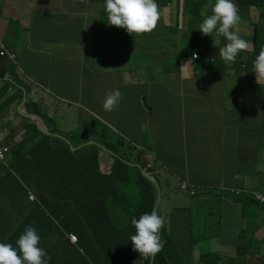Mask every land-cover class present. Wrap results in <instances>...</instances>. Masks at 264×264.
Masks as SVG:
<instances>
[{
  "label": "crops",
  "instance_id": "crops-1",
  "mask_svg": "<svg viewBox=\"0 0 264 264\" xmlns=\"http://www.w3.org/2000/svg\"><path fill=\"white\" fill-rule=\"evenodd\" d=\"M55 1L59 22L64 23L57 30L50 26L54 11L30 5L29 0H0V38L15 55L12 59L0 54V102H11L14 115L24 112L25 101L32 113L45 115L50 106L57 116L54 111L62 109L57 117L73 115L69 120L89 131L98 128V135L114 130L107 139L111 144L124 138L129 128L150 158L146 164L154 167L160 162V169L152 172L162 179L164 196L177 192V177L184 178L197 196L165 197L167 202L176 199L163 212L167 228L172 220L183 230L180 250L165 247L167 264L177 256L187 264H264V205L250 198L255 192L264 196V80L257 82L253 66L264 48V31L260 32V24L257 35H251L250 25L256 15L264 20V0H236L239 35L246 38L249 49L239 53L230 67L219 52L225 38L200 31L211 14L206 8L211 0H156L161 19L150 35L131 36L107 19L111 33L103 55L95 38L85 45L82 40L88 29L96 33L98 28L90 12L107 17L106 3ZM82 52L93 59L85 58L87 62L76 66ZM48 66L53 72L41 78V68ZM116 89L122 98L113 111H105V97ZM50 98L57 103L51 104ZM75 107L81 114L74 113ZM150 115L155 117L143 128ZM163 121L164 127L156 124ZM7 135L6 129L0 131L1 146L11 144ZM151 135L178 144L174 162L167 150L164 158L155 155V146L147 139ZM2 189L0 226L10 219L3 214L6 209L14 217L15 232L22 214L7 208L11 205L6 192L2 198ZM211 229L219 232L212 234ZM227 230L231 236L223 238ZM8 231L0 227V241L8 238Z\"/></svg>",
  "mask_w": 264,
  "mask_h": 264
},
{
  "label": "trees",
  "instance_id": "trees-1",
  "mask_svg": "<svg viewBox=\"0 0 264 264\" xmlns=\"http://www.w3.org/2000/svg\"><path fill=\"white\" fill-rule=\"evenodd\" d=\"M92 2L105 4L106 0H92ZM120 35L122 36L121 33ZM253 76L254 73L249 75L251 78ZM31 111L34 112V109ZM59 112L63 114L62 109ZM36 113L42 115L40 111ZM74 113L81 114L80 108L75 107ZM31 125L36 127V134H33ZM37 125L39 124L32 121L29 125H24L19 131L20 134L24 130L26 132L22 142L15 143L18 145L13 148L10 144L5 145L11 148L8 153L10 154V170L22 174L27 183H30L37 199L35 201L29 199L24 203L22 197L19 199L17 194L13 193L16 203L7 208L18 215L22 214L21 224L14 232L11 220L14 217H11L5 209L3 214L10 219L0 227L2 231L5 227L9 228L8 238L0 243H10L18 250L17 240L26 226L32 225L40 236L39 247L44 249L47 257H50L48 264H90L91 258L88 254L95 249V244L114 251L129 246L128 252L133 261L144 260V264H150L151 258L144 259L133 250L130 238L135 234V227L131 221L133 218L139 219L145 213L150 214L156 208L157 198L162 189H157L139 172L145 184V201L130 213L129 218L128 212L124 213V223L117 219L111 220L112 216L109 215L111 205L115 206V203L119 208L122 204L126 206L129 195L124 189L132 183L134 178L130 172L134 169L129 172V166L124 161L116 159L112 170L109 171L103 165L102 150L98 146L89 145L92 139L89 136L94 133L93 128L89 131V128L76 123L73 131L63 130L65 136L54 137L46 135ZM83 130L86 132L84 133ZM78 131H82L85 135L81 136ZM70 141L73 143L74 150L68 143ZM105 144L115 154H119L111 147L112 145ZM159 163V161L155 162V167L151 171L160 169ZM1 166L5 165L1 164ZM33 180L36 184L32 183ZM2 187L7 190L3 181ZM23 190L24 187L20 181L15 180L12 191ZM25 194L29 197L28 191L25 190ZM21 204L23 206H20ZM167 206L165 202V209L161 216ZM160 207L157 210L158 214ZM167 217L171 218L170 215ZM166 229L165 222L161 231L163 248L170 242ZM11 235L12 239L9 238ZM71 236L78 239L76 245L70 241ZM161 263L162 258L158 254L154 264Z\"/></svg>",
  "mask_w": 264,
  "mask_h": 264
},
{
  "label": "clouds",
  "instance_id": "clouds-1",
  "mask_svg": "<svg viewBox=\"0 0 264 264\" xmlns=\"http://www.w3.org/2000/svg\"><path fill=\"white\" fill-rule=\"evenodd\" d=\"M206 8H211V14L203 20L200 25V31L205 36H212L213 33H215L216 36L225 38L227 43L224 47L219 49V52L222 60L230 67L231 64L235 62L239 53L249 49L246 38L243 39L239 35L241 17L238 7L233 0H215L214 6L209 4ZM106 12L109 25L125 29L131 36L150 35L158 27V23L161 19V12L156 0H106ZM254 18L256 19L250 23L252 26L251 35L255 32L257 35L258 27L261 24V15L260 17L256 15ZM1 42L8 52L6 56L9 55L12 59H15L13 58V56H15L14 54H9L2 39ZM218 42L219 41H214V43ZM195 59L201 60L199 56H196ZM254 69L256 80L260 83L264 80V48L260 50L254 61ZM121 98L122 93L118 89L109 92L103 104L104 110L108 112L113 111L118 106ZM23 110L26 112L25 109ZM32 114L35 115L36 113ZM125 138L126 137L120 139L123 140ZM120 139L118 142H113L112 144L107 141L109 143L108 145L116 147ZM92 140H94L93 137L89 145L98 146L102 150V159H104L103 165L106 166L109 171L112 170L116 159H118L121 162L124 161L129 167H140L144 176L151 175L154 182L158 185L155 178V176L158 175L153 174L151 171V169L154 168L152 164H146L147 167L144 168L140 165V162L131 163L128 158L121 157L119 154L117 155L111 151L105 143L101 144L98 141V145H96ZM150 165L152 166L151 168ZM177 180L181 183V188H179V190L183 194L192 197L197 196L184 178L177 177ZM4 194L5 191L2 189V198ZM32 196H34L35 199H32ZM250 198L257 204L264 205L263 194L255 192L251 194ZM29 199H31V201L37 199L32 191L29 192ZM131 223L135 227V234L130 238L133 250L138 252L144 259L151 258L152 261L153 258L154 264L156 256L163 250L161 231L165 226V218L159 215L156 209H153L150 214L145 213L141 215L139 219L133 218ZM70 241L73 245L78 243V239L74 242L71 237ZM16 243L18 250L10 243H0V264H48L50 257H47V253L44 249L39 247L40 236L32 225L26 226L25 231L20 235ZM135 262L144 264V260L134 261V263Z\"/></svg>",
  "mask_w": 264,
  "mask_h": 264
},
{
  "label": "rangeland",
  "instance_id": "rangeland-1",
  "mask_svg": "<svg viewBox=\"0 0 264 264\" xmlns=\"http://www.w3.org/2000/svg\"><path fill=\"white\" fill-rule=\"evenodd\" d=\"M211 1L213 2L212 5H214L215 0H211ZM233 2L236 4V0H233ZM28 3L30 5L37 4V7H40L44 10L54 11L53 12L54 15L50 16L52 18V21L50 23L51 28L57 30L58 28H60L61 26L64 25V23L59 22L60 13L56 10V8L53 7L54 3H56L55 0H29ZM31 8H33V7H31ZM86 10H88V9L86 8ZM90 15L97 22L98 28H97L96 33H92L88 29L86 31L84 37H83L82 42L85 45L86 43L91 42L95 38V43L101 44L98 52L103 55L104 50L107 47L106 46L107 38L111 33L110 32L111 29L107 25V17L105 15H98L95 13V11H91ZM69 18H72V16H70ZM108 24H109V22H108ZM261 24L263 25V27L261 28L260 32L263 33V31H264V20L261 21ZM12 45H13V43H11V47H12ZM187 46L188 45H186L185 48H187ZM78 56H79L80 60H79V62L76 63V66H80L82 62L83 63L87 62L85 60V58L88 59L89 61L93 59V57L86 56V55L84 56L83 52L78 53ZM69 65L71 66L72 64H69ZM35 66L38 69H40V67H41L40 64H36ZM53 70H54V68H51L50 66L42 67L41 68V78L49 77V75L53 72ZM93 86L97 90V86L95 84H93ZM50 103L56 104L57 102L50 98ZM25 106H27V107L25 108ZM25 106L23 108L26 109L25 110L26 113L32 114L31 107L28 104ZM54 112L57 114V116H61V113L59 112L58 108ZM26 113L25 112H19L17 115H14L12 112V108H11V102H0V131L2 133H4V129H6L8 131L7 143L8 142L11 143L10 144L11 148L18 145V144H15V142H17L19 138H24V134L26 133L25 130L23 131L22 134H20V132H19L20 129L24 125H26V124L29 125L31 123V121L37 123V120L35 118L28 116V114H26ZM44 113H46V114L45 115H43V114L39 115L38 114L41 118V121L47 126L49 131L53 134H56L57 137L65 136V135H63V132H64L63 130H66L67 132H69L70 130H72V131L74 130L73 126L77 123V121L75 119H74V121L69 120L73 115H65L63 118H59L56 115H53V108L50 106L46 107L44 109ZM56 117L58 118V120L56 119ZM154 117L155 116H152V115L147 117L145 119L146 123L145 124L143 123L142 127L144 128L145 126H148L150 123V120L153 119ZM59 122H61V123H59ZM156 124L160 127H164L166 124V121L157 122ZM37 126L39 129L42 130V128L39 125H37ZM135 127H136V125H133L134 129H135ZM31 128H32L33 134H36V127L34 125H31ZM55 129H57V130H55ZM52 130H55V131H52ZM93 131H94L93 134H90V132H89V134H90V136H92L95 139L94 142L96 143V145H98V141H102L104 143L109 144L107 142V139L113 137L112 133L115 132L114 130L112 131V133H110L109 131L102 130L101 131L102 135H98V132H95V131H98V128H94ZM128 131H129V128H127L125 130V137H126L125 139H123V140L120 139L119 144L116 147H114V146H111V147H113L117 152H119V156L128 158L131 161V163L140 162V165L143 166L144 168H146L147 166H146L145 160L147 159V161L149 162L150 158H149V156L145 155V148L137 142V140H136L137 136L136 135L135 136L130 135L128 133ZM78 132L81 133V136L85 135L82 133V131H78ZM83 132L85 133L86 131L83 130ZM46 135H48V134H46ZM144 135L145 134H143V133L140 134L141 140H144ZM50 136H52V135H50ZM54 137H56V136H54ZM147 137H148L147 138L148 141L150 143L154 144V146H155V152L154 153L158 158H164L165 155L163 153H164V151L167 150V154H168V152L171 153V161H173V162L175 161V159L177 157V152H176L177 149L176 148H178V144L174 145V144H171L170 142H167V139H168L167 137L166 138L165 137L155 138L153 135L147 136ZM113 142H116V140L113 139ZM68 143L72 146V149L74 150L72 141H70ZM23 146H26V145H23ZM23 146H21V147H23ZM26 151H28V149ZM9 157H10V154H8L7 160L5 162H0L1 164L5 165V166H1V164H0V186H2V181H3L7 190L4 189L3 187L2 188H3V191H5L7 193V200H8L10 205H13L16 203L15 202L16 199L13 197V193L17 194L19 199H20V197H22L24 203H26L29 200V197L27 196V194H25V190L28 191V194L30 191H32L33 193H35V192L32 190L30 183H27V181L23 178L22 174H20L16 171L10 170L11 163L9 161ZM151 167L152 166L150 165V168ZM128 169H129V172L131 171V169H134L130 172V174L133 176L134 179H133L132 183L127 185L124 189V191L129 195L128 201H126V206H124V204H122L121 207L119 208L114 203V205L116 207L111 205L110 206V212H109V215L112 216L111 220L117 219L121 223H124V221H125V214H124L125 212H128L127 217L129 218L130 213H132L135 208H138L143 203V201H145V199H146V195L144 193L145 192V184L141 180V174H143L142 169L140 167H129ZM139 172L141 174H139ZM169 172L172 173L169 169H167V175H168V177H171V174ZM163 174L165 175V173H163ZM145 178H147V177L145 176ZM155 178L158 182V185H157V183L151 181L150 179H148V178L147 179L150 182H152L154 184V186H156L157 189H159V188L162 189L163 194H162V196H161V194H159V196L157 198V205L155 208L156 210H158V208H159L158 204L161 201V207L159 209V215H160L162 213V211L165 209V202H167L165 200V197H167L171 194H174V195L176 194L177 198H181L182 197L181 194H183V193L180 190L177 192L171 191V193H168L167 195L164 196V194L166 192L165 185H163L162 179L160 177L155 176ZM15 180L20 181V183L24 187L23 191H20V192H13L12 191L13 185L15 184ZM32 183L36 184V181L33 180ZM176 188L177 189L181 188L180 182H178L176 184ZM175 200H176L175 198H171L170 201L167 202L168 206H172L174 204ZM28 205H29V202H28ZM29 209H31L30 205H29ZM227 212H228V209H227ZM225 214H227V213H225ZM162 216H163V214H162ZM176 223L177 222H173L171 224V228L170 229L167 228L166 230H167V233H168L169 238H170L169 244L177 251V250L181 249V243L179 241V236H182L183 230H182V228H179V226H177ZM217 231L218 230H216V229H211L210 233L214 234ZM227 236H231L229 233V230H227L224 233L223 238H228ZM185 239H186V237H185ZM94 247H95V249L88 254L91 258L90 264H141L139 262L134 263V261L132 260L130 254L128 252L129 246L125 247V249H120V250H116V251L103 248V247L96 245V244L94 245ZM164 250H165V248H163V250L159 253L161 258H162L161 264H164L166 262L165 257L163 255ZM190 250H191V247H190ZM83 255H84V253H83ZM173 264H187V262L183 256H177V257H175V262Z\"/></svg>",
  "mask_w": 264,
  "mask_h": 264
},
{
  "label": "built area",
  "instance_id": "built-area-1",
  "mask_svg": "<svg viewBox=\"0 0 264 264\" xmlns=\"http://www.w3.org/2000/svg\"><path fill=\"white\" fill-rule=\"evenodd\" d=\"M0 50H1V55L2 56H6L7 55V51L6 48L4 47V45L1 42L0 39ZM13 58H15V56H13ZM11 151L10 147L8 146H0V161L4 162L7 159L8 153ZM32 199H35L34 196H32ZM72 241L76 242L77 239L73 236H71Z\"/></svg>",
  "mask_w": 264,
  "mask_h": 264
},
{
  "label": "water",
  "instance_id": "water-1",
  "mask_svg": "<svg viewBox=\"0 0 264 264\" xmlns=\"http://www.w3.org/2000/svg\"><path fill=\"white\" fill-rule=\"evenodd\" d=\"M23 104H24L23 106H25V105H26V101H25ZM23 109H24V108H23ZM25 113H26V112H25ZM26 114H28V113H26ZM28 116L35 118V119L37 120V123L40 125V127L42 128V130H43L46 134H48V135H52V136H56V137H57L56 134H53V133H51V132L49 131V129L47 128V126L41 121V118H40V116H39L38 114H35V115H33V114H28ZM146 177L149 178L150 180H152V181L154 182V179L152 178L151 175H146ZM151 264H153V258H152Z\"/></svg>",
  "mask_w": 264,
  "mask_h": 264
}]
</instances>
